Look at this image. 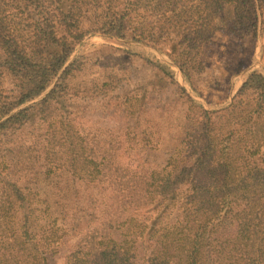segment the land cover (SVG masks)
<instances>
[{
    "label": "trees",
    "instance_id": "1",
    "mask_svg": "<svg viewBox=\"0 0 264 264\" xmlns=\"http://www.w3.org/2000/svg\"><path fill=\"white\" fill-rule=\"evenodd\" d=\"M190 2L0 0V264H264V74L193 97ZM238 2L257 40L264 0ZM99 45L122 54L91 73Z\"/></svg>",
    "mask_w": 264,
    "mask_h": 264
},
{
    "label": "rangeland",
    "instance_id": "2",
    "mask_svg": "<svg viewBox=\"0 0 264 264\" xmlns=\"http://www.w3.org/2000/svg\"><path fill=\"white\" fill-rule=\"evenodd\" d=\"M174 1L179 3L184 0ZM188 1H191L190 5L194 7L189 11L190 14L202 15L201 20L208 30L203 54L199 56L206 67L204 73L197 75L194 79L198 92L192 95L206 105L207 109L220 110L231 104L232 95L236 93L237 88L249 74L254 70L264 74V34L262 32L263 35H261L260 29L258 39L255 40L256 38L243 28L239 14L245 7L239 4L238 0H222L223 7L220 10L216 8L213 0ZM252 6L253 4L249 5V8ZM91 36L93 35H89L78 46V50L90 40ZM145 48L152 63L159 65L161 61H166L169 64H175L168 56L169 46L164 47L166 53L151 47ZM96 49L99 52H92L89 56L91 73L107 70L110 65L116 63V56L122 54L121 50L107 45H99ZM148 71H142V78H146ZM180 80L185 88L182 75ZM53 264H63L62 257Z\"/></svg>",
    "mask_w": 264,
    "mask_h": 264
},
{
    "label": "water",
    "instance_id": "3",
    "mask_svg": "<svg viewBox=\"0 0 264 264\" xmlns=\"http://www.w3.org/2000/svg\"><path fill=\"white\" fill-rule=\"evenodd\" d=\"M134 45H139V46H142V47H147V46H144V45H140V44H134ZM77 51H78V49H77ZM74 56V55H73ZM170 62V61H169ZM172 65H174L173 63H171ZM68 65V64H67ZM175 66V65H174ZM67 67V66H66ZM66 67L62 70V72L66 69ZM62 72L59 74V76H58V78L61 76V74H62ZM181 72V71H180ZM181 75H182V77L184 78V81H185V88L188 90V92H190L189 91V89H188V87H187V84H186V77H185V75L181 72ZM57 78V79H58ZM55 87V83L43 94V95H41L38 99H36V100H34V101H32V102H30V103H28V104H25V105H23V106H21L20 108H23V107H25V106H28V105H30V104H32V103H35V102H37V101H39V100H41V99H44L46 96H47V94L53 89ZM234 92H235V90H234ZM234 95L235 94H233L232 95V100H231V103H232V101H233V98H234ZM231 104H229L228 106H230ZM206 106V105H205ZM228 106H225L224 108H226V107H228ZM207 107V106H206ZM19 108V109H20ZM224 108H222V109H224ZM19 109H17V110H15V111H13L9 116H7L6 118H8V117H10L12 114H14L16 111H18ZM211 111H218L219 109H210ZM221 110V109H220ZM5 118V119H6ZM4 120V119H3ZM3 120H1L0 121V123L3 121Z\"/></svg>",
    "mask_w": 264,
    "mask_h": 264
}]
</instances>
